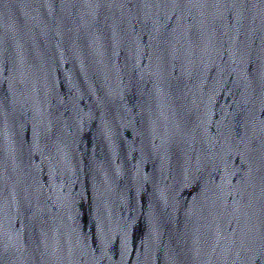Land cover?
Wrapping results in <instances>:
<instances>
[{
    "label": "water",
    "instance_id": "1",
    "mask_svg": "<svg viewBox=\"0 0 264 264\" xmlns=\"http://www.w3.org/2000/svg\"><path fill=\"white\" fill-rule=\"evenodd\" d=\"M0 264H264V0H0Z\"/></svg>",
    "mask_w": 264,
    "mask_h": 264
}]
</instances>
